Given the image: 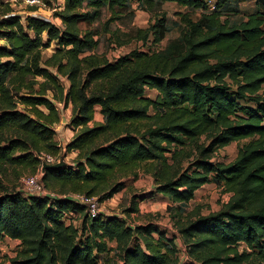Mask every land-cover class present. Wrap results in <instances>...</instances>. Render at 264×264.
Instances as JSON below:
<instances>
[{
	"label": "trees",
	"instance_id": "obj_1",
	"mask_svg": "<svg viewBox=\"0 0 264 264\" xmlns=\"http://www.w3.org/2000/svg\"><path fill=\"white\" fill-rule=\"evenodd\" d=\"M41 1L50 6L56 0ZM128 1L62 0L53 13L56 25L12 14L11 1L0 0V171L35 172L41 153L77 152L69 165L42 167L44 185L61 197L0 185V239L19 241L12 263L109 264L113 256V264H264V10L231 24L220 3L135 0L147 10L162 2L183 6L176 13L182 29L163 49L135 48L110 61L94 51L96 32L82 24L106 7L107 32L130 13ZM169 21L162 13L133 39L158 44ZM111 34L118 45L128 42ZM57 104L71 108L68 125L77 130L64 147L54 139ZM95 106L101 121L94 120ZM241 140L233 160L213 159L218 149ZM139 170L152 176L154 188L131 195L124 216L90 217L71 196L102 202ZM208 183L228 200L207 214L190 209ZM156 194L169 200L182 255L175 234L151 221L126 220Z\"/></svg>",
	"mask_w": 264,
	"mask_h": 264
},
{
	"label": "rangeland",
	"instance_id": "obj_2",
	"mask_svg": "<svg viewBox=\"0 0 264 264\" xmlns=\"http://www.w3.org/2000/svg\"><path fill=\"white\" fill-rule=\"evenodd\" d=\"M206 2L211 1L212 4L220 3L222 5L221 11L223 17H227L231 24L236 23L241 20L245 14L254 10H264V0H204ZM62 3V0H56L51 3L50 6H36L27 4L25 0H13L11 1L12 14L20 15L24 17L25 15H35L47 20L52 21L56 25H60V20L54 17L53 7ZM128 5L130 8V13L121 19L111 22L108 26V31H104L103 22L109 15L106 7H101L99 9V15L97 18L89 23L82 24V28L93 29L96 34L94 38L97 40V46L94 51L97 53H102L107 56V58L112 61L120 55L129 52L132 49H142L148 51H156L163 49L168 41L176 38L181 29L182 24L180 22L179 15L177 12L185 11L183 6H179L172 2H162L157 3L152 10H147L141 4H138L135 0H129ZM36 6V10L31 11L30 7ZM162 13L166 14L170 21L167 24V30L163 40L158 44L147 43L143 45L141 41L133 39L134 34L138 28L146 27L153 19L160 16ZM111 32H114L121 40H128V42L118 45L112 39ZM0 44H4L0 40ZM53 46L44 49L42 56L47 57L51 52ZM87 51L86 53H90ZM146 94L148 97L154 99L156 97L155 90H147ZM241 106L248 105L254 107L250 102H244L239 100ZM64 113V112H63ZM69 113H64L62 116V122L59 121L55 127H59L56 131V140L60 143L61 147L67 143L70 138L71 133L74 132L72 128L68 125ZM70 116V115H69ZM95 116L101 121L102 117L99 110H95ZM244 140L238 142H231L230 144L218 149L214 154L213 159L222 162H229L233 160L237 154V148L241 145ZM63 149L60 155H57L60 159L62 156L63 161L66 164H70L73 159L69 156L70 152L63 154ZM38 174L42 181V176L39 175L38 171L32 172L29 169L16 168L15 170L7 168L5 171H0V185L6 187L8 190L21 191L26 193L22 178L26 175ZM124 187L114 194L111 198L100 202L97 199L98 213L110 214L116 213L118 215H123V209L128 206V201L131 195L147 193L154 188L152 176L139 170L137 177L129 176L124 180ZM44 185V183H43ZM45 186V185H44ZM46 187V186H45ZM47 188V187H46ZM49 189V188H47ZM52 190V189H50ZM56 192V190H53ZM57 193V192H56ZM229 198L228 193H223L221 189L215 186L213 183H208L203 185L195 193L194 198L187 205L190 209L194 207H200V212L202 214H207L212 211H217L222 203H225ZM169 204V200L161 195H154L152 197H146L143 201L139 203V214H131L126 220L131 224L145 223L151 221L156 223L161 229H165L167 235L175 234L176 243L178 244L179 254L182 255V243L179 237H177V232L173 227L170 215L166 210V206ZM186 207V206H185ZM187 208V207H186ZM66 222L72 221V216H67ZM80 218H74L73 224L75 226L80 225ZM243 245L239 246L241 249ZM19 249V241L4 237L0 239V264H13L12 259L16 256ZM112 255V253L110 254ZM115 258L111 256L109 264H113Z\"/></svg>",
	"mask_w": 264,
	"mask_h": 264
},
{
	"label": "built area",
	"instance_id": "obj_3",
	"mask_svg": "<svg viewBox=\"0 0 264 264\" xmlns=\"http://www.w3.org/2000/svg\"><path fill=\"white\" fill-rule=\"evenodd\" d=\"M13 1V0H10ZM27 4L36 5L38 7L46 6L44 3H42L41 0H25ZM56 9V7H53V10ZM40 166L38 167V173L40 176L43 174L42 166L43 163L47 164H53L58 161L57 155H51L47 153H41L40 156ZM22 183L24 186V189L26 191V194L30 195H37V196H48L51 198L61 197L63 195L54 192L53 190L47 189L43 183L41 182L40 177L38 174H31L26 175L22 178ZM72 198H74L77 202L85 205L86 212L90 217H95L98 213V207H97V199L94 196H86L83 194H72Z\"/></svg>",
	"mask_w": 264,
	"mask_h": 264
},
{
	"label": "crops",
	"instance_id": "obj_4",
	"mask_svg": "<svg viewBox=\"0 0 264 264\" xmlns=\"http://www.w3.org/2000/svg\"><path fill=\"white\" fill-rule=\"evenodd\" d=\"M57 106L60 108V122H62V116H63V114L64 113H69V115H71V108L70 107H67V108H62L61 109V105L60 104H57ZM95 110L96 109H98L99 110V107L98 106H95V108H94ZM64 112V113H63ZM68 115V117L70 118V116ZM102 117V116H101ZM94 120L95 121H97L98 119L96 118V116H95V113H94ZM59 123V122H58ZM55 125H57V124H55ZM55 125H54V129H55V135H54V139H55V141L57 142V140H56V131L58 130V128L59 127H55ZM73 130V129H72ZM74 132H72L71 133V136H70V138L67 140V142L75 135V133H76V131L77 130H73ZM57 144L58 145H60V143H58L57 142ZM76 154H77V152L76 151H70V154H69V156L71 157V159H74V157L76 156ZM110 214H112V213H110ZM178 245V244H177ZM183 249V248H182Z\"/></svg>",
	"mask_w": 264,
	"mask_h": 264
},
{
	"label": "water",
	"instance_id": "obj_5",
	"mask_svg": "<svg viewBox=\"0 0 264 264\" xmlns=\"http://www.w3.org/2000/svg\"><path fill=\"white\" fill-rule=\"evenodd\" d=\"M64 154V152H63ZM68 164H66L64 161H63V158L62 156H60V159H58L57 162L53 163V164H47V163H43V168L44 167H51V168H59V167H62V166H66Z\"/></svg>",
	"mask_w": 264,
	"mask_h": 264
}]
</instances>
